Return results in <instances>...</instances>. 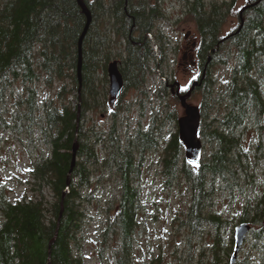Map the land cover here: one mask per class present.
Returning a JSON list of instances; mask_svg holds the SVG:
<instances>
[{
	"label": "trees",
	"instance_id": "obj_1",
	"mask_svg": "<svg viewBox=\"0 0 264 264\" xmlns=\"http://www.w3.org/2000/svg\"><path fill=\"white\" fill-rule=\"evenodd\" d=\"M84 1L92 20L81 41L79 89L78 41L86 17L77 0H0V104H5L7 90L13 82L22 83L26 95L17 104L23 103L26 107L12 114L17 121L23 118L31 126L38 125L43 144L49 148L47 155L36 158L29 169L35 197L10 199L6 184L0 179V264H48L49 261L50 264H85L80 241L89 216V204L93 202L96 206L103 203L105 210L100 211L105 214L106 210L108 214L115 209L105 232L115 230L118 237V247L114 249L117 263L132 264L133 261V239L141 208L135 181L139 178L144 152L160 145L156 133L161 127L137 130L121 141L114 124L101 133L83 122L88 111L105 99L106 92L98 91L96 80H101L98 72L105 75L107 63L116 56L107 47L110 35L127 40L120 67L124 88L144 81L155 55L148 45L132 43L131 38L138 28L149 31L157 13L154 8L147 11L145 2L140 11L137 7L135 11L131 0H109V6L103 0H94L96 10L91 0ZM247 4L238 25L221 36L231 3H213L208 7L201 0L191 2L189 14L200 36L196 55L201 73L195 88L203 97L198 135L203 142L211 144V149L197 164L185 159L178 165L184 147L175 133L164 144L162 158L168 181L180 175L190 186V204L182 223L191 230L199 229L205 222L213 223L217 236L224 221L208 211L213 180L223 179L229 190L237 184V179L243 178L248 188H252L255 172L250 173V160L256 159L261 146L257 145L251 152L244 148L242 127L252 124L264 143V0H248ZM217 62L229 66V77L216 91L210 68ZM65 77L71 79L75 88L74 104L69 99L71 91L66 89ZM55 80L60 86L54 95L37 104L32 84L49 85ZM222 105V111L211 115L215 106ZM157 119L154 117L158 122ZM6 126H10L8 119L0 109V127ZM75 138L78 141L76 161L63 195ZM94 167L99 169L98 173ZM106 175L114 178L117 195L95 196L99 182ZM256 193L253 197L247 195L248 204L240 221L251 224L247 235L250 239L246 241L250 240L257 251L259 264H264V190ZM56 229V238L49 246ZM214 238L211 264L218 262V254L223 249L220 239ZM158 260L159 256L151 264H157Z\"/></svg>",
	"mask_w": 264,
	"mask_h": 264
},
{
	"label": "rangeland",
	"instance_id": "obj_2",
	"mask_svg": "<svg viewBox=\"0 0 264 264\" xmlns=\"http://www.w3.org/2000/svg\"><path fill=\"white\" fill-rule=\"evenodd\" d=\"M192 1L131 0L135 11L136 7L139 11L141 10L143 2L146 3L147 11L151 8L156 10L157 15L151 20L149 31L138 28L133 32V39H131L135 44L148 45L155 55V60L150 61L144 81L138 86L124 88L113 105L108 103L107 72L105 75L101 71L98 72L101 80H96V86L99 88L98 91L106 92L105 99L99 106L88 111L83 122L85 126H92L101 133L108 131L114 124L117 137H120L121 141L132 136L137 130L147 131L151 127L153 129L161 127L156 133L160 145L144 152L140 160L139 178L135 181L140 193L141 208L138 211L139 225L133 239L132 264H151V260L158 256L160 260L157 264H211L209 262L210 248L213 245L214 236L220 239L219 244L223 243V249L218 254L219 260L215 264H230L234 227L241 222L240 218L248 204L247 195L253 197L257 194L256 192L264 190L263 139L252 124L243 126L241 142L244 148L251 149V152L257 145L261 146L257 150L256 159L251 158L249 167L250 173L255 172L253 187L256 186V188H248L243 178H240V180L237 179V184L226 190L224 180L215 177L210 192L211 205L208 211L215 213L220 220L224 221L218 236L213 223L205 222L199 229L194 230L182 223L186 219L190 204V186L180 175L168 181L170 178L163 172L162 158L165 143L177 133V119L184 114V108L177 97L175 82L179 83L183 91L197 81L201 73L198 61L195 66L190 64L191 60H197L198 50L184 52V46L189 45L194 39L198 42V46L200 44L196 23L189 14ZM247 1L201 0L208 7L213 3L218 5L222 2L231 3V9L222 24L221 36H226L238 25L239 10ZM103 3L109 6V0H103ZM102 20L107 21V16L104 15ZM111 23H114L113 20ZM187 33L189 35L185 37ZM127 46L126 38L110 35L107 47H110L116 55L111 60L117 59L120 67L123 65L124 51ZM192 54L194 58L191 57ZM184 55L185 59H183ZM210 69V76L217 91L229 77V66L217 62L211 65ZM189 70L193 72L190 73ZM64 84L66 89L71 91L69 99L74 104L76 95L71 79L65 77ZM32 86L36 89V102L40 104L46 97L54 95L60 83L57 80L49 85L36 82ZM191 93L188 102L199 106L203 97L202 92L194 87ZM25 95L24 85L19 81L13 82L11 88L7 90L5 104H0L3 117L8 119L10 125L0 127V179L4 180L12 200L35 197L32 182H29L33 179L29 169L36 158L47 155L49 151V148L43 144L38 125L31 126L23 118L17 121L12 114L13 111H22L26 107L23 103L17 104ZM223 108L224 105L215 106L211 115L218 110L222 111ZM154 117L159 121H155ZM153 120L154 123H152ZM203 146V154L206 156L210 152L211 144L203 142ZM184 160L183 150L178 165H181ZM93 170H96V173L99 172L96 167ZM114 184V178L106 175L103 181L99 182L94 192L95 196L110 198L114 194L117 195ZM251 189L256 191L253 192ZM89 208V216L80 241L85 264H118L114 251L118 247L116 232L115 230L105 232L108 226L107 221L113 218L115 209L108 211V214L106 210L105 214L100 211L101 208L105 210V205L101 203L100 206H96L94 202L89 204ZM246 239L232 264L260 263L257 251L250 245V240L246 241Z\"/></svg>",
	"mask_w": 264,
	"mask_h": 264
},
{
	"label": "water",
	"instance_id": "obj_3",
	"mask_svg": "<svg viewBox=\"0 0 264 264\" xmlns=\"http://www.w3.org/2000/svg\"><path fill=\"white\" fill-rule=\"evenodd\" d=\"M77 2L86 17V22H85L83 31L78 41L77 78H78L79 89H80L81 41H82L83 36L85 35V33L87 32L89 28V25L92 20V16L84 0H77ZM245 8L246 6L242 7L240 12H242ZM188 35L189 33H187L185 37H187ZM192 45H194V43H192ZM183 59H185L184 56H183ZM190 64L195 65V61L191 60ZM106 71L108 75V96H109L108 103L113 105L116 102L117 98L119 97L123 89L124 79H123V75L119 68V63L116 59L109 61L107 63ZM175 85L177 87L176 91L178 92L180 85L177 81L175 82ZM196 85H197V81H194L190 89L186 93L179 95V101H180L181 106L184 108V114L177 119L178 136L185 147V152H184L185 158L191 163L199 162L202 156V148H203L202 141L200 137L198 136V130H199V124H200L199 107L193 104H189L186 101V97L190 94L191 90H193ZM78 99H79V102H78V109H77L78 112H77V119H76V123H77L76 134L78 131L79 109H80V95L79 94H78ZM77 149H78V141H77V138H75L73 145H72V149H71V152H72L71 167H70V171H69V174L66 180V188H65V191L63 192V195L66 193V189L68 188V185L70 183V172L76 161ZM62 204H63V200H61L60 215L63 209ZM250 228H251V225L248 222H240L237 225H235L234 232H233V250H232L231 257H230V264H232L234 260L236 259L241 249V246L244 242V239L247 233L249 232ZM57 230L58 229H56L55 235L50 241L49 246L55 240L56 235H57ZM48 264H50V261L48 262Z\"/></svg>",
	"mask_w": 264,
	"mask_h": 264
},
{
	"label": "flooded vegetation",
	"instance_id": "obj_4",
	"mask_svg": "<svg viewBox=\"0 0 264 264\" xmlns=\"http://www.w3.org/2000/svg\"><path fill=\"white\" fill-rule=\"evenodd\" d=\"M91 2L93 3V9L94 10H96V6H95V3H94V0H91ZM127 2V1H126ZM125 2V3H126ZM128 38H131L130 36L128 37ZM132 39V38H131ZM131 42H133V41H131ZM134 43V42H133ZM137 44H139V43H137ZM198 42H196V44H195V46L192 48L191 47V45H186V46H184V52H191V51H194L195 49H197L198 50ZM186 50V51H185ZM190 71V73H192L193 71L192 70H189ZM188 88V87H187ZM170 90L172 91V88L170 87ZM187 90L186 89H184L183 91H181V89L179 90V93L180 94H183V93H185ZM176 94V93H175ZM192 93H190V95H191ZM190 95L187 97V101H188V98L190 97Z\"/></svg>",
	"mask_w": 264,
	"mask_h": 264
}]
</instances>
